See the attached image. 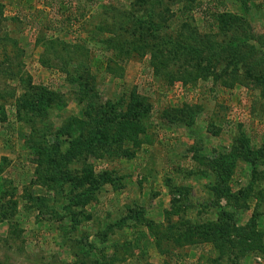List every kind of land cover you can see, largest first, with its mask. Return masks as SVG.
Instances as JSON below:
<instances>
[{
  "label": "rangeland",
  "instance_id": "374dc122",
  "mask_svg": "<svg viewBox=\"0 0 264 264\" xmlns=\"http://www.w3.org/2000/svg\"><path fill=\"white\" fill-rule=\"evenodd\" d=\"M148 1L153 0H0V264H264V91L246 80L241 63L238 76H223L225 84L216 80L222 65L207 58L218 51L207 48L203 54L190 39L224 45L233 40L234 28L223 32L218 20L241 19L261 44L252 51L241 48L245 65L256 64L264 45V0H162L154 9ZM151 9L161 12L155 19L160 36L192 46L184 52L190 61H171L170 46L158 52L141 47L127 58L121 40H131L128 33L109 47L106 40L129 16L147 18ZM45 40L73 51L80 72L93 80L97 104L111 102L119 114L135 95L151 110L142 126L126 131L139 142H123L130 157L80 159L70 167L62 193L58 184L48 187L53 183L39 171V152L28 143L30 122L38 129L42 124L16 113L29 79L45 94L61 97L48 113L50 136L83 119L77 88L44 49ZM230 50L223 55L234 63L237 53L230 56ZM246 146L262 157L253 166L238 158L234 163V153ZM219 155L234 164L228 187L245 195L240 207L209 192L214 178L204 162ZM84 168L94 183L105 182L95 189L78 185ZM86 188L89 201L70 208L79 220L71 229L59 216L65 195L73 189L71 196H79ZM222 209L234 214V231L219 237L220 247L209 227L222 226Z\"/></svg>",
  "mask_w": 264,
  "mask_h": 264
},
{
  "label": "trees",
  "instance_id": "16d2710c",
  "mask_svg": "<svg viewBox=\"0 0 264 264\" xmlns=\"http://www.w3.org/2000/svg\"><path fill=\"white\" fill-rule=\"evenodd\" d=\"M148 3L150 6H153V9L156 8V6L159 7L163 4L162 0L148 1ZM154 11L155 10L151 9L147 14V18L140 17V15L137 17L129 16L125 24L118 27V30L114 33V37L106 40L109 47L114 45L113 43H115V38L121 36V34L123 35L128 33L127 37L130 36L131 40L135 39L137 40V43L140 44L135 48L137 43L134 45L130 39L126 38L121 40L122 49L123 47H126L125 53L127 58L130 57L129 53L131 50H140L141 47H143V49L149 47L151 50L155 49L158 52L163 47L170 46L169 55L171 57V61L184 63L182 60L183 58L190 61V58L186 56L184 52L192 46L184 44V42H182L179 38H175V41L171 40L169 37L160 36L161 26L159 21L156 22L155 19L157 16L159 17L161 12L159 13L158 11L156 12L157 14H155ZM3 15V6L0 5V24L4 20ZM118 15L125 17L124 14ZM218 21L220 30L223 32L230 31L231 28H234V34L232 35L233 40L231 42L223 45L220 42L213 43L210 39L204 41L196 35L192 36L189 34L192 42H196L200 47H202V53L204 49L207 48H209V52L215 53L216 50L218 51L216 53L219 54L217 57L214 58V56H211L210 58L208 56L207 58L208 63L214 60L217 65L218 63L222 65V68L220 69L221 72H219V74H214L215 79L220 80L223 84H225V81L222 79L223 76L228 74H231L233 78L234 76H238V68H236V66L241 63L245 71L244 76L246 80L250 81L256 88L260 87V89L264 91V45H262L263 50L259 56L260 59L257 58L259 60L256 64L252 63L245 65L244 60L246 54L241 53L243 51L241 48L246 49L247 46H250V51L256 49L258 45H261L258 43V39L256 40V38H253L254 35L251 36V33L248 30L245 32L246 29H243V21L241 19L234 18V24L225 18H221ZM127 24L131 26L129 31L125 28ZM118 32L120 33L115 37V34ZM252 41L254 44L250 43ZM43 47L48 50L53 57H55L56 61L58 60L56 65H59L58 68L60 71L68 77L67 79L69 84L76 86L77 93H75V96L78 104H80L83 108V119L79 121L75 119L74 124L71 123L70 126L69 124L67 125L69 126L68 130H65L62 126L56 132L54 138L50 136V129L52 128V125L49 123L48 113L58 107L60 101H62L61 97L56 94H45L46 91H43V88L32 85L29 79L23 90V94L15 102L16 113H24L30 117L33 115V117H36L42 124V127L38 129L33 122H30L32 125V137L28 140V143H30L32 148H35L39 152L37 154L39 156L38 163L40 167H42V170L39 171L46 173L48 175V181L53 183L48 184V187L50 186L49 188L53 189L51 186H57L55 184H58V187L61 189L60 193H62L64 191L63 185L69 182L67 175H69L68 171L70 170V167L77 164L80 159L86 160V158H89L90 156L99 158L101 156L104 157L105 155L108 157H130L131 151L124 148L122 149L124 146L123 142L129 141L133 146L139 145V142H136L135 139L133 140L132 137L127 138L128 134L126 131L130 130L134 125L142 126L143 118L147 116L151 110L148 103L144 102V100L140 101L135 99V95L131 96L132 99H130V102L125 106V111L122 110L119 114H117V110L111 102H106L103 106L97 104L99 97H97L98 94L92 86L93 80L80 72L81 68L78 66L79 63L73 59V51H71V49L64 44H59L53 40H45ZM228 47L232 49L230 50L232 51L230 56L233 53H237V55L234 56V63L232 62V58H226L223 55L226 52H223L222 50ZM206 53L208 52L206 51L203 54ZM255 53L257 55L259 50L255 51ZM153 55L155 56L154 53ZM151 65L158 64H155V61H153L151 62ZM231 65L234 68L228 72V68ZM181 73L182 76H186V68H182ZM188 75L190 76V72ZM120 104H122V102H118V105ZM83 129L85 130V133H82ZM78 131L81 132L77 136V133H79ZM51 137L53 138V142L50 144L48 138ZM129 142L127 144H129ZM245 142L246 141L243 140V142H241V146H244ZM248 149V146H246L245 148L243 147V152H239L238 154L234 153V163L238 158L253 166L262 158L259 157L261 155H257L256 151L250 152ZM204 164L211 170V176L214 178V185L212 189H209V192H212L215 195L217 201L221 199H226L227 201L234 200L233 205L240 207L241 203L239 199L241 196L246 198L245 195L240 192L231 194L228 187L231 167L234 164L232 163L229 165L227 161L223 160V156L220 155L217 157L206 158V162H204ZM226 169H229V171H226ZM86 171L87 169L85 168L82 170V172L85 173V177H80L78 185L83 186L87 184L88 187H94L95 189L96 186H99L100 184L102 185V183L105 182L103 178L94 183L90 179V175L93 174L91 171L90 173H87ZM98 181L100 183H98ZM87 185L85 187H87ZM90 190V188H86L79 196H77V194L73 197V195L71 196L73 189H70L65 195L67 204L62 207L63 212L59 214V216L66 220V223L70 225L71 229L75 227L79 220L76 216L77 214H74L70 208H72L75 204H80L82 200V203L89 201L91 195L89 193ZM39 202L40 206L46 207L45 205H47V203H44L42 198L39 199ZM177 202L178 201L175 200L172 201V205ZM47 207L49 208V206ZM52 212L57 213L55 209L52 210ZM233 217V213L222 209L220 214L222 226L209 227L210 232H212V234H210L211 240L213 239L216 243L220 242L219 237H223L230 231H234V224H232ZM218 245L221 247L223 244L220 242ZM242 250L243 249H241V251Z\"/></svg>",
  "mask_w": 264,
  "mask_h": 264
}]
</instances>
